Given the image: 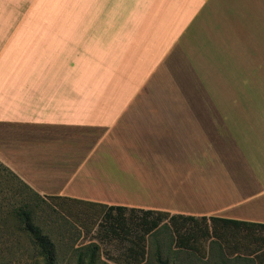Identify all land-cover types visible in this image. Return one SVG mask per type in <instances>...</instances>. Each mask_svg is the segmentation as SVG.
<instances>
[{
  "label": "crops",
  "instance_id": "0c3cea01",
  "mask_svg": "<svg viewBox=\"0 0 264 264\" xmlns=\"http://www.w3.org/2000/svg\"><path fill=\"white\" fill-rule=\"evenodd\" d=\"M25 1L0 163L44 198L264 224V0Z\"/></svg>",
  "mask_w": 264,
  "mask_h": 264
},
{
  "label": "rangeland",
  "instance_id": "374dc122",
  "mask_svg": "<svg viewBox=\"0 0 264 264\" xmlns=\"http://www.w3.org/2000/svg\"><path fill=\"white\" fill-rule=\"evenodd\" d=\"M26 3L25 0L0 1V60H29L32 34L29 32ZM38 51L43 53L44 47ZM103 133V130L99 131L100 135ZM230 157L229 152L228 158L225 154L222 160L213 164L228 172V180L236 181L238 176L235 166L231 162L229 165ZM20 190L26 191L22 183L0 163V204L19 203ZM54 201L47 197L44 201L36 200V224L54 242L57 264H79L78 253L84 254L81 264L136 263L139 255L132 257L129 247L141 234L133 223L139 219V211L135 215L129 211L122 214L131 231L118 237L111 233L109 225L116 217L115 211L106 216L103 215L105 208L98 205L62 201L56 206ZM228 232L225 241L221 236L200 237V253H197L175 247L169 226L161 227L146 236L147 251L141 264H264V253L260 251L264 248L263 229L246 226ZM24 239L14 233L11 226L0 225V264H33L34 252ZM18 240H22L23 244ZM93 244L95 248L91 246ZM256 251H259L256 256H246Z\"/></svg>",
  "mask_w": 264,
  "mask_h": 264
},
{
  "label": "trees",
  "instance_id": "16d2710c",
  "mask_svg": "<svg viewBox=\"0 0 264 264\" xmlns=\"http://www.w3.org/2000/svg\"><path fill=\"white\" fill-rule=\"evenodd\" d=\"M11 173L22 183L26 191L20 190L18 192L20 195L19 203L11 205L0 204V225L11 226L14 233H18L25 238V243H27L29 249L35 255L33 257V264H57L54 242L36 224V200L44 201L45 198L21 181L13 172ZM47 198L56 200V202H53L56 206H59V203L62 202L55 196ZM75 202L79 201L75 200ZM101 207H104L106 210L103 215L108 216L113 211L116 212V217L112 218L113 222L109 225L111 226V233L118 237L126 236L131 231V228L126 223V218H123L122 214L125 211H129L130 214L134 215L137 211L141 213L139 219L133 222L141 230V234L137 235L136 239L133 240V244L129 247L132 257L140 256L136 258L135 264H141L143 256L147 251L146 236L154 234L161 227L169 226L173 234L175 247L197 253H200V237L208 239L211 237L219 238L221 236L222 240L225 241L228 238V231L230 229H240L241 227L249 226L264 230V224L218 216L196 217L193 215L169 214L165 211L151 209L127 208L119 205H103ZM18 241L20 244H23L22 240ZM91 246L95 248V244ZM93 254L94 252H92L89 259L91 262L93 261ZM77 255L79 264L84 262V254L78 253Z\"/></svg>",
  "mask_w": 264,
  "mask_h": 264
}]
</instances>
